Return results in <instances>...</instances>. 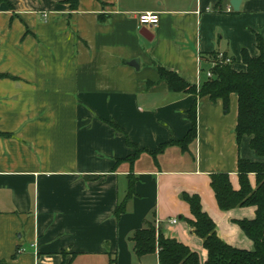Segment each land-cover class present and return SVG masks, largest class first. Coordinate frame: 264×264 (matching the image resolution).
<instances>
[{
	"label": "crops",
	"instance_id": "1",
	"mask_svg": "<svg viewBox=\"0 0 264 264\" xmlns=\"http://www.w3.org/2000/svg\"><path fill=\"white\" fill-rule=\"evenodd\" d=\"M231 1L78 0L75 10L64 0L0 1V264H143L131 236L146 221L204 262L182 194L199 197L221 240L253 249L234 221L254 218L255 207L221 210L210 185L227 173L237 190L238 159L264 163L249 136L236 139V94L224 111L221 99L170 91L157 72L198 85L202 55L225 52L235 69L242 49L257 57L264 0H239L238 10ZM142 12H157V26L141 25ZM194 103L186 150L125 160L135 153L126 138L145 150L184 138Z\"/></svg>",
	"mask_w": 264,
	"mask_h": 264
},
{
	"label": "trees",
	"instance_id": "2",
	"mask_svg": "<svg viewBox=\"0 0 264 264\" xmlns=\"http://www.w3.org/2000/svg\"><path fill=\"white\" fill-rule=\"evenodd\" d=\"M64 2L71 10L78 7V0H64ZM256 46L260 51L257 57H251L245 49L241 50L243 69L233 68L232 57L233 63L220 62L217 57L219 51L207 56L202 55L200 61L206 63V67L200 69L204 79L198 85L188 83L173 70L161 66L157 67V72L159 79L167 84L170 91L190 93L199 97L208 96L212 100L221 99L224 111L229 110L231 94H236L238 108L236 139L239 140L243 135L249 136L251 149L258 156H264V45L259 35L256 36ZM188 116L191 127L185 137L161 144L156 150L139 149L126 138V144L134 148L135 153L125 160L132 163L143 151L155 157L167 145H178L186 150L196 136L195 103L188 110ZM109 123L121 130L115 123ZM249 173L255 174L254 187L249 181ZM237 174L239 181L237 190L233 189L227 173L211 174L210 185L221 210L242 206L255 207L254 218L234 221L253 241L252 250L239 249L221 240L216 233L213 220L202 210L199 197L182 194L193 216V219H186V222L201 238L203 247L207 250V259L201 262L198 254L188 246L177 240L165 238L154 221H146L143 228L132 234L134 253L137 256L156 254L158 264H264V163L239 158ZM133 195L134 181L130 180L125 199ZM123 205V203L119 204L115 209L117 218L124 212ZM15 255L13 254L12 257L14 258Z\"/></svg>",
	"mask_w": 264,
	"mask_h": 264
},
{
	"label": "built area",
	"instance_id": "3",
	"mask_svg": "<svg viewBox=\"0 0 264 264\" xmlns=\"http://www.w3.org/2000/svg\"><path fill=\"white\" fill-rule=\"evenodd\" d=\"M228 10H230V8H228ZM138 22L141 25L157 26L159 23V14L157 12H142L138 14ZM217 57L220 62L233 63L232 58L222 51L218 52ZM208 76H210V73H208ZM173 221H175V219Z\"/></svg>",
	"mask_w": 264,
	"mask_h": 264
},
{
	"label": "water",
	"instance_id": "4",
	"mask_svg": "<svg viewBox=\"0 0 264 264\" xmlns=\"http://www.w3.org/2000/svg\"><path fill=\"white\" fill-rule=\"evenodd\" d=\"M238 3H239V0H232L230 2V5L233 8V10H238ZM128 63H129V65H131V66H133L135 68L138 67V61L136 59L135 60H131Z\"/></svg>",
	"mask_w": 264,
	"mask_h": 264
},
{
	"label": "rangeland",
	"instance_id": "5",
	"mask_svg": "<svg viewBox=\"0 0 264 264\" xmlns=\"http://www.w3.org/2000/svg\"><path fill=\"white\" fill-rule=\"evenodd\" d=\"M143 264H158L157 259L154 255H147Z\"/></svg>",
	"mask_w": 264,
	"mask_h": 264
}]
</instances>
